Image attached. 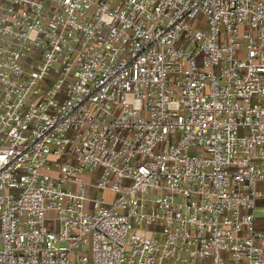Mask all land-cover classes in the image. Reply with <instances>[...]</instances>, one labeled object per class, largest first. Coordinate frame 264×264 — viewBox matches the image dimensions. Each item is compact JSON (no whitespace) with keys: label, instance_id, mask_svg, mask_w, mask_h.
Wrapping results in <instances>:
<instances>
[{"label":"built area","instance_id":"1","mask_svg":"<svg viewBox=\"0 0 264 264\" xmlns=\"http://www.w3.org/2000/svg\"><path fill=\"white\" fill-rule=\"evenodd\" d=\"M262 185L264 0H0V264H264Z\"/></svg>","mask_w":264,"mask_h":264},{"label":"rangeland","instance_id":"2","mask_svg":"<svg viewBox=\"0 0 264 264\" xmlns=\"http://www.w3.org/2000/svg\"><path fill=\"white\" fill-rule=\"evenodd\" d=\"M195 27H198L200 29L204 28L203 23H197ZM260 190H264V185L260 187ZM256 219L264 224V206H257Z\"/></svg>","mask_w":264,"mask_h":264},{"label":"crops","instance_id":"3","mask_svg":"<svg viewBox=\"0 0 264 264\" xmlns=\"http://www.w3.org/2000/svg\"><path fill=\"white\" fill-rule=\"evenodd\" d=\"M258 205L259 206H261V205L264 206V201L260 200L258 202ZM257 228H258L259 231L264 232V224L262 222L258 221V220H257Z\"/></svg>","mask_w":264,"mask_h":264}]
</instances>
